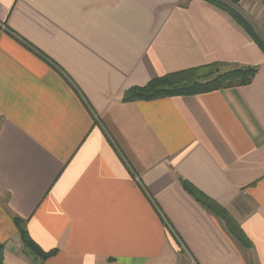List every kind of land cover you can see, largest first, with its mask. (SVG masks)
Segmentation results:
<instances>
[{
	"label": "crops",
	"instance_id": "0c3cea01",
	"mask_svg": "<svg viewBox=\"0 0 264 264\" xmlns=\"http://www.w3.org/2000/svg\"><path fill=\"white\" fill-rule=\"evenodd\" d=\"M212 62L258 71L124 100ZM0 244L3 264H264L260 45L205 0H0Z\"/></svg>",
	"mask_w": 264,
	"mask_h": 264
},
{
	"label": "trees",
	"instance_id": "16d2710c",
	"mask_svg": "<svg viewBox=\"0 0 264 264\" xmlns=\"http://www.w3.org/2000/svg\"><path fill=\"white\" fill-rule=\"evenodd\" d=\"M205 1L231 14L238 23L245 27L249 35L260 45L264 52V39L258 28L248 18L241 12L234 14L229 11L224 0ZM257 71V67L249 66H239L225 70L219 62L207 63L153 78L144 86L132 87L125 92L124 100H153L167 96L190 95L215 89L242 86L250 83ZM15 223L24 240V247L27 252L40 259H45L53 253L52 251H44L31 239L24 221L16 217ZM3 248V244H0V264H3Z\"/></svg>",
	"mask_w": 264,
	"mask_h": 264
},
{
	"label": "rangeland",
	"instance_id": "374dc122",
	"mask_svg": "<svg viewBox=\"0 0 264 264\" xmlns=\"http://www.w3.org/2000/svg\"><path fill=\"white\" fill-rule=\"evenodd\" d=\"M226 3V7H227V9L229 10V11H231L232 13H234V14H237V12L239 13V12H241V10H240V7H239V5H240V0H224ZM242 1H245V2H249V1H251V0H242ZM260 32V31H259ZM261 32H262V37H263V39H264V29H263V31L261 30ZM260 32V33H261ZM223 68H225L224 66H223ZM227 68H225V70H226Z\"/></svg>",
	"mask_w": 264,
	"mask_h": 264
},
{
	"label": "built area",
	"instance_id": "2783aa9c",
	"mask_svg": "<svg viewBox=\"0 0 264 264\" xmlns=\"http://www.w3.org/2000/svg\"><path fill=\"white\" fill-rule=\"evenodd\" d=\"M258 1L264 4V0H258Z\"/></svg>",
	"mask_w": 264,
	"mask_h": 264
}]
</instances>
